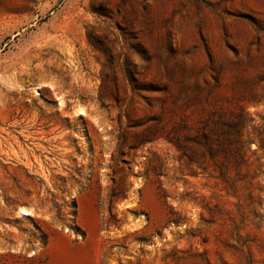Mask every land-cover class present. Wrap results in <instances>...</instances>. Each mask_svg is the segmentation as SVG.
Listing matches in <instances>:
<instances>
[{
	"label": "rangeland",
	"instance_id": "1",
	"mask_svg": "<svg viewBox=\"0 0 264 264\" xmlns=\"http://www.w3.org/2000/svg\"><path fill=\"white\" fill-rule=\"evenodd\" d=\"M261 138L264 0H0V264H264Z\"/></svg>",
	"mask_w": 264,
	"mask_h": 264
},
{
	"label": "trees",
	"instance_id": "2",
	"mask_svg": "<svg viewBox=\"0 0 264 264\" xmlns=\"http://www.w3.org/2000/svg\"><path fill=\"white\" fill-rule=\"evenodd\" d=\"M253 121L254 119L244 111L230 117L218 114L217 118H208L203 130L194 140L197 148L191 150L193 155L187 154L191 148L183 144L179 138H171V141L191 162L197 163L198 167L203 168L202 165L211 162V166L219 175L229 182L234 180L230 174L231 167L238 169L249 161L250 153L256 152L252 150V144L257 143L256 138H246L247 128ZM261 139L259 149H264V138Z\"/></svg>",
	"mask_w": 264,
	"mask_h": 264
},
{
	"label": "bare ground",
	"instance_id": "3",
	"mask_svg": "<svg viewBox=\"0 0 264 264\" xmlns=\"http://www.w3.org/2000/svg\"><path fill=\"white\" fill-rule=\"evenodd\" d=\"M85 113V110L84 109H82L81 110V112H80V114H84ZM19 213L21 214V215H32V210H29V209H20L19 210Z\"/></svg>",
	"mask_w": 264,
	"mask_h": 264
}]
</instances>
